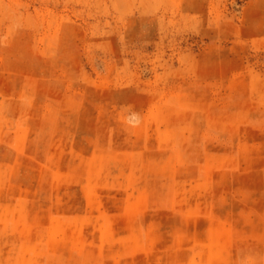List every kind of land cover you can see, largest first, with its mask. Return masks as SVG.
I'll return each instance as SVG.
<instances>
[{"label":"rangeland","instance_id":"rangeland-1","mask_svg":"<svg viewBox=\"0 0 264 264\" xmlns=\"http://www.w3.org/2000/svg\"><path fill=\"white\" fill-rule=\"evenodd\" d=\"M0 264H264V0H0Z\"/></svg>","mask_w":264,"mask_h":264}]
</instances>
